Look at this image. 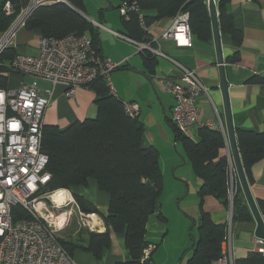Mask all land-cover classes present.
I'll use <instances>...</instances> for the list:
<instances>
[{"label":"trees","instance_id":"16d2710c","mask_svg":"<svg viewBox=\"0 0 264 264\" xmlns=\"http://www.w3.org/2000/svg\"><path fill=\"white\" fill-rule=\"evenodd\" d=\"M7 0H0V33L11 24L16 13L26 9L30 0H9L13 14L6 15L2 7ZM67 3L54 1L34 8L24 21L26 29H36L43 36L62 37L68 33L86 34L92 40L93 47L100 53V40L97 28L87 18L70 7L82 11V0H66ZM132 0H123V4ZM138 4L145 24L171 18L178 11L189 15L191 33L198 40H212L211 23L207 0H133ZM227 0H216L218 24L221 33L230 34L232 40L240 43L241 31L232 21L225 9ZM122 18L123 35L137 42L146 40V32L141 27L138 15L129 14ZM100 22V21H97ZM88 34V33H87ZM17 52L8 47L0 56V88L8 86L6 65ZM145 64L151 66L154 56L142 53ZM235 58H228L233 61ZM251 82H263L260 76H254ZM85 88L95 92L97 112L95 117L76 120L63 129L54 125L42 128V149L48 155L47 169L51 178L44 187L46 191L67 188L72 191L79 209L83 213H98L97 207L85 196L74 191L76 187H85L89 179L97 182L98 188L109 196L106 214H101L106 226L103 232H89L87 245L64 240L61 242L73 255L76 248L89 252L95 259L102 257L104 249L111 243L110 233L123 236L127 259L115 264H151V257L141 263L143 249L154 245L146 240V224L149 216L155 212L156 203L163 190V176L158 162V150L154 146L142 145L143 125L139 118L128 116L123 109V101L111 94L103 77L95 78ZM176 136L188 158L193 172L201 179L197 190L198 219L196 236H192L191 255L186 264H208L217 258L222 243L228 233V223H215L209 213L202 208L206 195H213L229 207L227 191V171L229 168L226 141L219 128L201 126L198 140L178 132ZM236 142L241 163L249 183L252 182L251 167L264 159V124L261 131L237 129ZM244 195L238 185L232 198V214L250 216L243 204ZM264 211V200L258 201ZM14 219L28 217L20 206L14 207ZM161 220L165 217L158 213ZM155 247V246H154ZM151 256V255H150ZM234 264H264V253L250 252L246 257L236 259Z\"/></svg>","mask_w":264,"mask_h":264},{"label":"built area","instance_id":"2783aa9c","mask_svg":"<svg viewBox=\"0 0 264 264\" xmlns=\"http://www.w3.org/2000/svg\"><path fill=\"white\" fill-rule=\"evenodd\" d=\"M54 1L30 0L28 7L33 5L34 9ZM240 1L246 3L252 0ZM2 10L5 14L12 11L9 0L5 1ZM131 12L138 15L146 40L126 39L137 45V51L167 58L177 67L176 77L155 76V80L163 91L172 95L171 122L178 132L184 133L190 126L200 123L199 98L205 96L211 99L196 71L166 55L160 41L172 39L176 46H191L189 15L178 11L170 18L167 27L155 32L145 24L143 13L133 0L120 7L121 17L125 19ZM13 27L10 26L0 37V56L15 33L7 38ZM123 63L101 56L86 34L71 32L62 37L40 35L37 53H16L6 65L7 76L16 73L21 78L15 87L0 88V264H78L62 244L59 232L70 223L75 212L82 226H87L92 232L100 230L101 218L95 212H81L70 189L44 190L51 174L47 169L48 155L42 149L43 117L55 85H63L66 95L71 96L76 89L103 77L111 94L116 95L109 75ZM23 77L30 80L25 81ZM38 81L47 82L50 87L41 90ZM123 109L131 117L139 114V107L134 102H123ZM220 130H223L221 123ZM227 155L231 218L232 198L239 183L229 149ZM58 191H64L63 198L55 200L53 196ZM15 206L23 208L28 217L14 219ZM230 232L228 224L221 253L208 264H233ZM253 241L256 251L264 253V241L257 237ZM153 248L154 245H148L143 249L141 263L150 259Z\"/></svg>","mask_w":264,"mask_h":264},{"label":"crops","instance_id":"0c3cea01","mask_svg":"<svg viewBox=\"0 0 264 264\" xmlns=\"http://www.w3.org/2000/svg\"><path fill=\"white\" fill-rule=\"evenodd\" d=\"M225 9L231 15L234 26L239 29L242 34L241 41L238 43L232 40L230 34L221 33L224 69L228 82V100L235 133L238 128L261 131L264 124V0H252L246 3H242L240 0H227L225 3ZM90 20L97 28L98 37L101 32H108L110 33L109 35L113 33L112 35L118 36L114 33L116 31H113V29L109 28L107 25L102 24V21L97 22V20L94 19ZM169 22L170 18H164L151 23L150 26L153 31L159 32L167 27ZM40 35L41 34L38 30L26 29L24 24H20L13 35L14 37L12 36L10 40L8 48L17 53L35 54L37 53V41ZM123 40L124 41H119L121 48L118 54H113L109 50H106L102 47L100 42V55L115 62H124L122 66L113 71L120 69L124 71V73L132 72L138 76L135 79L137 81L136 90H129L121 87L119 85V80H117V74L114 75L116 82L111 81V83L116 90V96L120 100L123 102H134L138 105V118L143 125L142 145L145 147H156L159 153V159L162 154L163 142L160 141L159 138L157 139L155 132L151 130V126L144 121V119H149V116L147 110H145L146 107H144L143 104H145V102L149 103V101L156 100V98L161 102L165 114V120L174 134V141H176V133L171 122V108L174 104V99L171 94L168 93L169 95H166V93L162 91L154 79V76L176 77L178 70L172 61L159 56H154L153 64L151 66L146 65L142 54L137 51V45L127 39ZM191 40V46H176L172 39H164L160 41V47L166 55L196 71L199 79L205 87H207L211 99L209 100L205 96L199 98L200 123L190 126L186 132L181 134L190 138L192 141H197L199 138L198 132L201 126L220 129L221 123L223 128L221 131L226 141L223 99L219 88V70L213 40L202 41L198 40L193 35ZM137 53L140 54V59L137 57ZM233 57L235 58L233 61L228 60V58ZM109 76L111 78V73ZM254 76H260L263 78V82H251L250 79ZM20 78L21 76L19 74L10 73L8 75V86L15 87ZM23 79L25 81L30 80L28 77H23ZM149 80H151L154 90L152 89ZM41 83L47 88L50 87V84L47 82ZM157 90L163 92L164 95H157ZM95 97V92L89 88H78L71 96H68L65 93V87L63 85H55L53 87L49 105L44 112V125H54L59 129H63L76 120L95 117L97 112ZM167 139H169V137H167ZM179 144L181 145L178 139L177 145ZM227 149L226 146V152ZM182 153L186 157L184 151ZM186 159L189 162L187 157ZM158 162L161 169L163 166L160 165V159ZM180 163V158L178 156L174 157L170 161V166L173 168L172 171H174V169L177 170L182 166ZM177 176L179 178L177 179L179 183L175 185L174 201L181 204L180 201L184 196L180 197V195H182V192H184L185 189L183 182L189 183V174L185 171H181ZM251 176L252 182L249 183L250 190L258 205L259 200H264V159L252 165ZM192 178L194 180L195 189L198 190L201 184V179L197 177L195 173ZM74 191L88 198L97 207L99 210L97 214L101 217L99 221L101 224L100 230L97 232L105 231L106 226L101 214H106L107 212L109 202L108 194L98 188L97 182L94 179H89L87 186L76 187L74 188ZM90 193L93 196H89ZM243 204L247 206L245 198ZM182 208L194 219V222L197 221L198 210L196 214H191L188 212L186 206H183ZM202 208L209 213L211 219L215 223H228L230 225V244L233 251V264L236 259L246 257L250 252L256 251V245L253 241L255 221L250 214L248 206L247 211L250 216L241 215L236 212L234 219H231L229 207L225 206L213 195H206L203 200ZM259 210L264 221V211L260 208ZM159 212L165 217V220H161L158 217ZM164 212L165 204L163 200H160L159 198L156 203V210L149 216L146 224L147 231L145 238L155 246L150 253L151 264H154L153 255H155V252L159 248V242H153V240L157 239V237L162 234L165 235L169 231V224ZM89 232L92 231L88 230L83 234V236H86V238H84V236V239L82 240L84 246L87 245ZM195 236L196 233L194 234V237ZM110 238V246L104 249L101 258L106 255V264H115L116 261L126 260L127 252L124 247L123 236L111 232ZM191 243L193 244V239ZM191 248L192 245L189 249L190 251ZM80 250L81 249L76 248L72 255L78 264L79 262L75 259V254ZM83 256L84 257L79 259L81 262L80 264H84L85 261L90 263L89 257L85 255ZM188 258L189 256L187 259ZM89 263L85 262V264ZM176 263L175 259L170 262V264Z\"/></svg>","mask_w":264,"mask_h":264},{"label":"rangeland","instance_id":"374dc122","mask_svg":"<svg viewBox=\"0 0 264 264\" xmlns=\"http://www.w3.org/2000/svg\"><path fill=\"white\" fill-rule=\"evenodd\" d=\"M82 2H83L85 14L88 16L89 20L94 19L97 21H102L103 22L102 24L107 25L109 28L113 29V31H116L119 35H121V37H118L112 35L113 33L109 35L110 33L108 32H101L98 37L102 47H104L106 50H109L113 54L115 53L118 54L121 48L120 47L121 44L119 43V41H124L123 39L128 38L122 34L123 25H122L120 7L124 3L123 0H82ZM24 10L25 9H23L19 13H16L14 19L10 24L11 27L16 25L18 20L21 19ZM13 11L14 10H12L9 14L6 15L13 14ZM26 18L27 17H25L23 20L25 21ZM10 26L5 31L1 32L0 36L4 35L8 31ZM87 33L86 35L89 37L90 33L89 32ZM138 52L142 54L147 51H142V52L138 51ZM139 53H137V57L140 59ZM116 74H117V80H119V85L121 87H124L129 90L137 89V81L135 79L138 76H136V74L132 72L124 73V71L118 69L116 71L111 72V78H110L111 81H115L114 75ZM41 82L44 81H38V87L41 90H44L47 87H45V85L42 84ZM163 92L166 93V95L168 94V92L165 91ZM163 92L157 90L158 93L157 95L163 96L164 95ZM155 98H156V94H155ZM143 105L144 107H146L145 110H147L149 116V119L147 120L144 119V121L146 122V124L151 126V130L155 132L157 139L159 138L160 141L163 142L162 154L160 155L159 158L160 165L163 166L161 168L162 176H163V190L159 198L160 200H163L165 204L164 214L169 224V231L165 235L162 234L158 236L157 239L153 240V242H157V243L159 242L158 244L159 248L155 252V255H153L154 264H170V262L174 259L175 262H177L176 264H180V263L186 264V259L191 254V251L189 250L192 245L191 237L194 236V234L196 233L197 226L196 224H194V219L189 214H187L182 207L186 206L188 208V212H190L191 214L197 213L198 210L197 189H195L194 180L192 178V176H194V172L189 162L187 161L186 157L182 153L183 151L181 145L180 144L177 145L176 149H174L173 146L175 143L174 134L165 120L164 117L165 114L163 112V107L161 102L156 98V100L149 101V103L145 102V104ZM167 137H169V139H167ZM176 156L180 158L181 160L180 164H182V166H180L177 170L174 169V171H172L173 168L170 166V161ZM181 156L185 158L184 163L182 162ZM181 171H185L187 172V174H189L188 177L189 183L183 182L185 189L184 192H182V195H180V197L182 196L184 197L180 201L181 204H179L174 201V197H175L174 195H175V185L179 183L177 181V179H179L177 174ZM89 196H93V195L90 193ZM101 211L103 212L102 209ZM88 221H90V219H88ZM88 230L90 229L87 226H82L79 223L78 214L75 212L73 213V220L68 225H66L63 228V230L59 232V235L66 241L72 240L74 242H79L78 237H82L83 234ZM84 238H86V236ZM83 255L89 257V261L92 264L107 263L106 255H104L103 258L97 260L93 258L89 252L80 250L75 254V259L79 262V264L81 263L79 259H81V257H84ZM85 262L89 263L88 261Z\"/></svg>","mask_w":264,"mask_h":264},{"label":"water","instance_id":"95a60500","mask_svg":"<svg viewBox=\"0 0 264 264\" xmlns=\"http://www.w3.org/2000/svg\"><path fill=\"white\" fill-rule=\"evenodd\" d=\"M64 3H67L66 0H61ZM68 4V3H67ZM207 6H208V12L210 17V23H211V31H212V40L214 44V49L216 53V60L219 70V88L222 93V99H223V107H224V119H225V132H226V146L229 149L231 159L235 168L237 180L239 183V186L243 192L244 198L246 200V204L248 206V209L250 211V214L252 215L254 221H255V229H254V237L260 238L264 241V221L262 219L261 212L259 210V207L254 200V197L250 190V184L246 179V175L244 173V169L241 163L237 142H236V133L232 122V116L230 111V104L228 100V82L225 76V69H224V57L222 54V44H221V32L218 24V10L215 0H207ZM72 9L80 13L82 16L88 18L82 11L74 8L70 5ZM33 10V5H30L25 9V13H23L21 19L16 23V25L13 27L12 31L8 35L9 37L16 31L18 28V25L22 22V20L30 14V12ZM7 40V39H6ZM5 40V41H6ZM152 89L154 90V87L152 85L151 80H149ZM178 136H176V141L174 143V149H176V145L178 142ZM181 159L184 163V158L181 156Z\"/></svg>","mask_w":264,"mask_h":264},{"label":"bare ground","instance_id":"6f19581e","mask_svg":"<svg viewBox=\"0 0 264 264\" xmlns=\"http://www.w3.org/2000/svg\"><path fill=\"white\" fill-rule=\"evenodd\" d=\"M63 193H64V191H58V193L53 196V199H55V200L62 199Z\"/></svg>","mask_w":264,"mask_h":264}]
</instances>
